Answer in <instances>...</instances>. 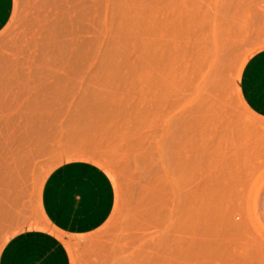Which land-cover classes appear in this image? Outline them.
Instances as JSON below:
<instances>
[{
  "label": "rangeland",
  "instance_id": "obj_1",
  "mask_svg": "<svg viewBox=\"0 0 264 264\" xmlns=\"http://www.w3.org/2000/svg\"><path fill=\"white\" fill-rule=\"evenodd\" d=\"M263 47L264 0H14L0 256L39 231L68 264H264V117L240 83ZM48 188L106 212L68 230Z\"/></svg>",
  "mask_w": 264,
  "mask_h": 264
},
{
  "label": "crops",
  "instance_id": "obj_2",
  "mask_svg": "<svg viewBox=\"0 0 264 264\" xmlns=\"http://www.w3.org/2000/svg\"><path fill=\"white\" fill-rule=\"evenodd\" d=\"M13 6L14 0H0V30L9 21ZM240 83L248 106L264 117V47L254 52L246 61ZM44 205L56 224L76 232L92 224L89 216L99 217L106 212V207L94 214L91 209L85 212L79 206L76 210L70 209V204L58 199L51 188L44 194ZM0 264H68V256L57 240L43 232L29 231L13 238L4 246Z\"/></svg>",
  "mask_w": 264,
  "mask_h": 264
}]
</instances>
